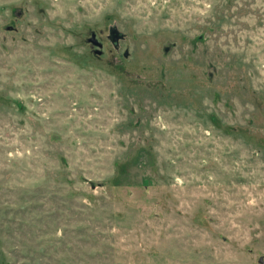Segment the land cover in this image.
<instances>
[{
	"label": "rangeland",
	"instance_id": "374dc122",
	"mask_svg": "<svg viewBox=\"0 0 264 264\" xmlns=\"http://www.w3.org/2000/svg\"><path fill=\"white\" fill-rule=\"evenodd\" d=\"M0 264H264V0H0Z\"/></svg>",
	"mask_w": 264,
	"mask_h": 264
},
{
	"label": "water",
	"instance_id": "95a60500",
	"mask_svg": "<svg viewBox=\"0 0 264 264\" xmlns=\"http://www.w3.org/2000/svg\"><path fill=\"white\" fill-rule=\"evenodd\" d=\"M107 31H108L107 38L113 45H116L117 41L123 37V34L118 31L115 25H110ZM88 41L93 45L96 46L100 45L99 42L95 39L93 33H91L90 37L88 38ZM99 52H100L99 50H95L96 54H99Z\"/></svg>",
	"mask_w": 264,
	"mask_h": 264
}]
</instances>
